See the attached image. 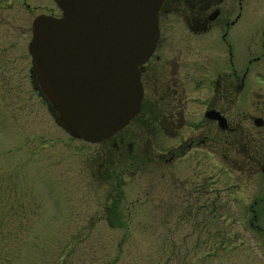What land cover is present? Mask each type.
I'll list each match as a JSON object with an SVG mask.
<instances>
[{
	"label": "rangeland",
	"instance_id": "374dc122",
	"mask_svg": "<svg viewBox=\"0 0 264 264\" xmlns=\"http://www.w3.org/2000/svg\"><path fill=\"white\" fill-rule=\"evenodd\" d=\"M59 12L54 0H0V264H264V215L258 231L246 206L214 215L208 196L191 214L193 158L165 184L160 163L135 160L149 144L142 124L118 153L113 136L93 144L55 123L32 85L28 45L34 19ZM115 212L130 231L110 225Z\"/></svg>",
	"mask_w": 264,
	"mask_h": 264
},
{
	"label": "flooded vegetation",
	"instance_id": "af4514ba",
	"mask_svg": "<svg viewBox=\"0 0 264 264\" xmlns=\"http://www.w3.org/2000/svg\"><path fill=\"white\" fill-rule=\"evenodd\" d=\"M158 19L155 52L139 67L142 107L113 136L115 150L132 147L130 129L142 124L149 144L135 160L149 169L160 163L165 184L177 175L175 163L194 159L191 214L208 196L214 215L246 206L240 209L253 217L250 226L262 231L264 0H164ZM30 78L38 86L32 67Z\"/></svg>",
	"mask_w": 264,
	"mask_h": 264
},
{
	"label": "water",
	"instance_id": "95a60500",
	"mask_svg": "<svg viewBox=\"0 0 264 264\" xmlns=\"http://www.w3.org/2000/svg\"><path fill=\"white\" fill-rule=\"evenodd\" d=\"M54 1L63 16L32 24L36 81L72 138L100 143L141 110L139 67L155 52L164 0Z\"/></svg>",
	"mask_w": 264,
	"mask_h": 264
},
{
	"label": "trees",
	"instance_id": "16d2710c",
	"mask_svg": "<svg viewBox=\"0 0 264 264\" xmlns=\"http://www.w3.org/2000/svg\"><path fill=\"white\" fill-rule=\"evenodd\" d=\"M110 160H111V158H109ZM113 198H116V197H113ZM113 198H111V200H113V201H110L109 202V204L107 205L108 206V208L109 209H111L109 206H112L113 207V209L114 210H116V209H118L119 207V204H120V200L121 199H119V198H117V200H115V199H113ZM108 214V213H107ZM109 214H111V213H109ZM113 217H115V219H113V220H111V217H108V219H109V222H110V225L111 226H125V227H127L128 226V231H130L129 230V221L125 218V216L123 215V214H121L120 212H115V214H114V216ZM216 220V219H215ZM117 223H119V224H117ZM118 259H119V256L115 259V260H113L112 262H110L109 264H115L117 261H118ZM182 264V263H181ZM185 264V263H184Z\"/></svg>",
	"mask_w": 264,
	"mask_h": 264
}]
</instances>
